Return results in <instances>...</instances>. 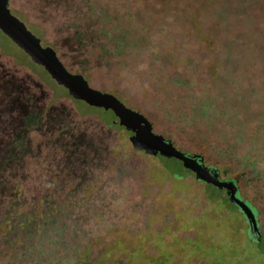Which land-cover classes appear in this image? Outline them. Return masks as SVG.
Segmentation results:
<instances>
[{
  "label": "rangeland",
  "instance_id": "rangeland-1",
  "mask_svg": "<svg viewBox=\"0 0 264 264\" xmlns=\"http://www.w3.org/2000/svg\"><path fill=\"white\" fill-rule=\"evenodd\" d=\"M37 1L9 0V8L41 39L43 46L53 47L67 69L76 73L75 67L69 65L74 59L69 57L78 54L64 38L59 12L46 11L37 6ZM104 1L122 13L125 22L132 21V17L128 20L129 13L136 16L140 34L149 30L151 40L135 51L127 49L106 67L90 68L84 75L91 87L115 95L127 107L144 115L155 133L171 140L181 151L200 154L203 159V154L193 148L197 138H190L178 125L191 123L201 132L210 133V140H232L245 127L252 133L260 127L258 136L263 135L264 0ZM32 26L37 27L41 36ZM63 42L65 51L56 49ZM0 45L2 70L11 79L26 78L47 102L56 96L54 105L58 111L79 117L78 129L97 147V166L91 172L88 168L84 178L95 185L93 195L98 213L96 224L90 221L85 226L90 236L102 239L96 250L116 241L111 245L114 250L107 264H155L152 260L158 257L165 262L156 264H261L260 251L254 259L247 257L257 250L248 245L244 218L239 212L232 218L221 217L227 213L226 207L219 205L218 196L212 198L208 194L205 183L197 181L190 171L176 177L173 172L183 168L180 163L173 164L169 171L160 156L134 148L130 134L104 131L95 113L77 107L71 97L53 93L36 71L19 62L12 52H23L1 32ZM63 53H67V58ZM211 77H215L213 84ZM177 80L180 83L176 85ZM203 88L215 96L216 107L199 118L197 110ZM245 104L252 118L260 121L250 119L245 123L240 114L236 118L229 115L230 110L236 108L237 112ZM229 123H234L230 130ZM250 139V133L243 136V142L250 144ZM213 146L218 147L209 146L207 154L217 162L222 154ZM204 164L212 166L205 160ZM49 167L54 172L55 166ZM220 175L222 179L230 178ZM254 188L244 179L239 181L241 196L253 202L259 211ZM258 216L264 237V213L259 211Z\"/></svg>",
  "mask_w": 264,
  "mask_h": 264
},
{
  "label": "trees",
  "instance_id": "trees-1",
  "mask_svg": "<svg viewBox=\"0 0 264 264\" xmlns=\"http://www.w3.org/2000/svg\"><path fill=\"white\" fill-rule=\"evenodd\" d=\"M37 6L49 12H59L57 16L59 25L63 26L64 38L72 43L73 52L78 54L77 57H69L70 60L74 59L69 61V65L75 67L76 73L82 74L85 79L84 73L90 68L98 65L106 67L114 57L122 56L127 49L135 51L151 40L149 30L140 34L134 20L136 16L129 13L128 20L132 17V21L125 22L124 15L116 12L112 8L114 6L104 0H38ZM125 23L132 26L124 27ZM31 28L41 36L37 27ZM136 32H139L136 39L132 37L129 40ZM56 49L65 51L64 42L56 45ZM12 54L18 57L19 62L36 71L53 93L70 97L63 87L55 84L43 68L33 64L24 53ZM66 54L62 55L67 58ZM157 56L154 53V57ZM214 78H210L211 84ZM179 83L177 80L176 85ZM30 85L24 77L11 79L0 64V264H107L114 250L111 245L116 241H110L96 250L102 239L90 236L85 226L90 221L96 224L95 216L98 213L93 195L95 185L91 179L84 178L88 168L91 172L97 166L94 163L100 158L96 153L97 147L78 129L79 117L75 114L63 115L54 105L56 96L47 102ZM203 89L199 95V118L205 117L208 111L216 107L213 104L215 96L208 89ZM73 102L77 107L95 113L104 131L121 130L131 134L117 124L111 111L91 107L82 101ZM242 107L237 112L236 108L230 110L229 115L236 118L240 114L245 123L250 119L260 121L252 118L247 104ZM220 113L224 112L220 110ZM232 124H228V130ZM178 127L180 131L186 130L190 138H197L193 148L203 154L204 160L212 164L211 167L236 180L240 196L239 181L244 179L252 184L255 187L254 197L260 205L259 211L264 213V132L261 137L258 136L260 127L253 133L245 127L232 140L225 137L210 140V133L201 132L191 123ZM247 133H250V144L243 142V136ZM211 145H218L213 147L222 154L217 162L207 154V148ZM159 158L168 170L173 164L180 163L175 159ZM50 165L55 166L54 172L50 170ZM116 172L120 174L119 170ZM188 172L182 168L173 173L180 177ZM205 187L212 198L218 196L222 208L226 207L227 213L221 214V217L240 215L223 191L209 184H205ZM81 194L83 198H80ZM247 201L259 215L255 204ZM256 248L255 257L260 251V263L264 264V237ZM152 262L163 263L165 259L158 257Z\"/></svg>",
  "mask_w": 264,
  "mask_h": 264
},
{
  "label": "water",
  "instance_id": "water-1",
  "mask_svg": "<svg viewBox=\"0 0 264 264\" xmlns=\"http://www.w3.org/2000/svg\"><path fill=\"white\" fill-rule=\"evenodd\" d=\"M0 32L33 64L42 67L49 78L63 87L73 100L82 101L104 111H111L117 119V124L131 133L129 140L134 148L151 156L175 159L184 169L193 173L197 181L223 191L247 224L248 245L253 250H257L256 245L262 239L258 215L251 204L240 196L236 180L222 179L218 169L205 165L200 154H191L176 148L171 140L153 131L151 123L144 115L127 107L115 95L91 87L82 74L70 72L60 61L54 48L43 46L41 39L12 14L9 0H0ZM255 253L250 252L247 255L248 259H254Z\"/></svg>",
  "mask_w": 264,
  "mask_h": 264
}]
</instances>
